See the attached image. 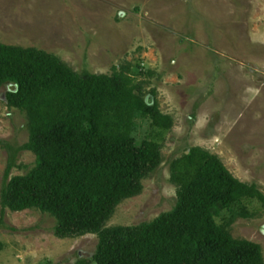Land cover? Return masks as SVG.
I'll return each mask as SVG.
<instances>
[{
  "label": "rangeland",
  "instance_id": "374dc122",
  "mask_svg": "<svg viewBox=\"0 0 264 264\" xmlns=\"http://www.w3.org/2000/svg\"><path fill=\"white\" fill-rule=\"evenodd\" d=\"M0 42L45 50L80 74L130 67L145 98L153 102L155 93L173 118L168 130L139 124L138 140L153 129L162 163L107 227L150 223L173 210L171 165L197 146L264 193V0H0ZM8 90L0 87V193L3 142L18 148L30 135L27 114L7 105ZM35 166V153L21 151L11 176ZM216 219L264 254V201L244 199ZM56 225L35 208L7 209L1 222L0 203V264H80L94 255L97 234L62 238Z\"/></svg>",
  "mask_w": 264,
  "mask_h": 264
},
{
  "label": "trees",
  "instance_id": "16d2710c",
  "mask_svg": "<svg viewBox=\"0 0 264 264\" xmlns=\"http://www.w3.org/2000/svg\"><path fill=\"white\" fill-rule=\"evenodd\" d=\"M2 86L9 88L7 105L27 114L30 135L18 148L3 142L1 222L7 209L35 208L57 219L59 237L97 234L96 252L80 264H264L260 244L235 238L216 219L244 199L264 201V193L199 146L171 165L173 210L150 223L107 227L117 206L140 194L162 163L153 129L138 140L139 124L173 126L157 95L145 98L130 67L80 74L45 50L0 42ZM24 150L35 153L36 166L11 176Z\"/></svg>",
  "mask_w": 264,
  "mask_h": 264
}]
</instances>
